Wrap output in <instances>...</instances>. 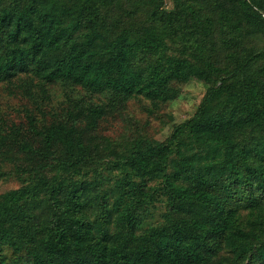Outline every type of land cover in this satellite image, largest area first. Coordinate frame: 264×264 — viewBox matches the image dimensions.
I'll return each instance as SVG.
<instances>
[{
	"label": "trees",
	"instance_id": "trees-1",
	"mask_svg": "<svg viewBox=\"0 0 264 264\" xmlns=\"http://www.w3.org/2000/svg\"><path fill=\"white\" fill-rule=\"evenodd\" d=\"M192 78L196 111L155 139L130 101L154 112ZM0 82L27 123L0 101V160L23 181L0 193V264H264V0H0ZM106 160L114 189L87 178Z\"/></svg>",
	"mask_w": 264,
	"mask_h": 264
},
{
	"label": "rangeland",
	"instance_id": "rangeland-1",
	"mask_svg": "<svg viewBox=\"0 0 264 264\" xmlns=\"http://www.w3.org/2000/svg\"><path fill=\"white\" fill-rule=\"evenodd\" d=\"M174 7V0H164V8L167 10H172ZM181 91L177 97L165 102L160 106L159 109L154 112H148L146 109L141 108L139 103L134 99L129 103V109L136 112V115L145 121L150 120V123H145V130H147L155 139L164 140L172 131L173 125L179 123L186 118L190 117L196 111L198 105L200 104L205 92L207 90V85L200 79L192 78L187 81L180 82ZM50 100L41 101V107L44 111L55 106L59 101L62 93L64 91V86L60 83L50 84ZM107 95L105 91L97 92L91 99H97V97H102ZM38 98V96H36ZM42 98V97H40ZM0 101L2 103V108L6 109L7 104H17L14 105V111L6 109V118L9 120H15L16 123H26L25 113H24V102L17 96L8 93L3 82H0ZM139 105V106H138ZM11 108V107H10ZM9 108V109H10ZM159 110V111H158ZM163 113V114H162ZM122 119V118H121ZM118 119L120 123H105L104 130L105 134H109L112 137L121 136L124 126V121ZM123 122V124H121ZM132 128V127H131ZM15 168L11 164H7L0 160V193L7 191L11 188L19 187L23 184L22 178H20L16 173H14ZM81 177H85V174L81 173ZM120 176L118 168L113 167L107 160L103 161L101 164L95 165L87 176L88 179L99 178L102 180L103 188L114 189L116 187L115 181ZM139 179V178H138ZM156 183V180L148 181V185ZM149 187V186H148ZM110 208H119V205L114 202V199L108 200ZM166 199L161 197V199L156 200L151 204L146 212H144L138 221L136 226L138 232H145L147 228L151 225L157 224L164 218L166 212ZM116 209L114 210V213ZM112 229V226H111ZM5 252L10 256L12 254L11 249L5 246Z\"/></svg>",
	"mask_w": 264,
	"mask_h": 264
}]
</instances>
